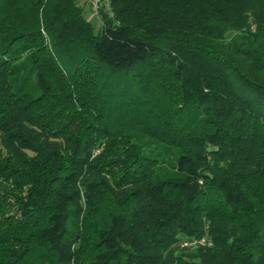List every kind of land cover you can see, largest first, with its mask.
Listing matches in <instances>:
<instances>
[{
	"label": "trees",
	"instance_id": "trees-1",
	"mask_svg": "<svg viewBox=\"0 0 264 264\" xmlns=\"http://www.w3.org/2000/svg\"><path fill=\"white\" fill-rule=\"evenodd\" d=\"M103 2L0 0V264H264V0Z\"/></svg>",
	"mask_w": 264,
	"mask_h": 264
},
{
	"label": "built area",
	"instance_id": "built-area-1",
	"mask_svg": "<svg viewBox=\"0 0 264 264\" xmlns=\"http://www.w3.org/2000/svg\"><path fill=\"white\" fill-rule=\"evenodd\" d=\"M88 4L91 6L92 10L100 14L102 8L104 7L103 0H87ZM108 9H110L109 5L106 6ZM213 245L212 240L207 236H202L199 238H187L181 242V246L184 248H196L199 246H211Z\"/></svg>",
	"mask_w": 264,
	"mask_h": 264
},
{
	"label": "rangeland",
	"instance_id": "rangeland-1",
	"mask_svg": "<svg viewBox=\"0 0 264 264\" xmlns=\"http://www.w3.org/2000/svg\"><path fill=\"white\" fill-rule=\"evenodd\" d=\"M79 4L84 7V15L90 21L94 27V31L96 33H100L102 27H103V22L101 18L98 16L97 13H95L91 6L86 4V0H78ZM88 3V2H87ZM106 9H108L106 7ZM111 11V9H109Z\"/></svg>",
	"mask_w": 264,
	"mask_h": 264
},
{
	"label": "crops",
	"instance_id": "crops-1",
	"mask_svg": "<svg viewBox=\"0 0 264 264\" xmlns=\"http://www.w3.org/2000/svg\"><path fill=\"white\" fill-rule=\"evenodd\" d=\"M86 4H87V0H86Z\"/></svg>",
	"mask_w": 264,
	"mask_h": 264
}]
</instances>
